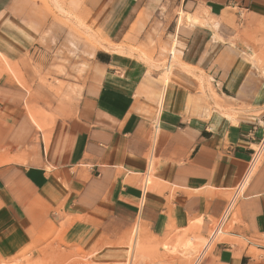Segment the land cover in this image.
Masks as SVG:
<instances>
[{"label":"crops","instance_id":"obj_1","mask_svg":"<svg viewBox=\"0 0 264 264\" xmlns=\"http://www.w3.org/2000/svg\"><path fill=\"white\" fill-rule=\"evenodd\" d=\"M60 5L115 46L154 43V60L174 47L176 67L162 79L105 46L82 79L42 83L48 68L18 69L26 89L0 78L2 251L51 227L88 251L121 244L137 225L151 245L194 224L209 237L228 211L222 234L234 243H217L207 264H264V0ZM179 9L193 20L179 21ZM49 20L37 0H0V54L37 62Z\"/></svg>","mask_w":264,"mask_h":264},{"label":"rangeland","instance_id":"obj_2","mask_svg":"<svg viewBox=\"0 0 264 264\" xmlns=\"http://www.w3.org/2000/svg\"><path fill=\"white\" fill-rule=\"evenodd\" d=\"M37 1L47 6L48 12H50V20L46 23L38 45L42 51L41 58L36 62L34 56L28 54L15 61L6 54H0V78L5 75L16 78L26 89L28 87L23 81V77L27 79L28 75L24 74L23 76V73H19L18 69L20 72H28L29 68H48L47 73L38 76L42 83L46 80L55 83L56 78H62L65 81L82 79L90 67L94 53L101 49L105 40L98 31L95 33L87 25L86 18L76 9L65 10L60 5V0ZM71 2L73 7L77 6L74 1ZM52 3H55V6ZM56 6L58 7L56 8ZM58 11H63L64 14ZM181 11L183 9L176 11L177 18ZM204 14L205 12L202 11V15ZM184 16L188 21L193 20L189 14H184ZM128 43L123 42L120 46H115L117 47L116 52H127L131 56L140 58L150 69L158 72L162 79H165L168 71L170 72L176 67L177 61L170 55V52H162L159 59H153L152 56L156 54L154 43ZM2 56L6 61L2 59ZM57 84L59 88L66 86L60 81ZM51 92L55 97L61 94V91L55 88ZM73 93L77 94L76 91ZM195 226L196 224L192 225V228L182 232L181 235H175L167 242L151 245L152 243L141 234L137 225L133 233L121 244H105L89 251L68 245L59 236V231H54V228L51 227L42 230L28 246L21 250L3 252L0 248V264H207L213 259L212 253L217 243H234L222 234L214 245L207 247L209 237L200 235ZM213 228H211L210 234ZM192 242L195 243L197 249V253L192 257L187 259V256L172 254L171 249L188 246ZM138 248L142 251H139ZM134 250L135 252L138 250V252L132 262L130 257Z\"/></svg>","mask_w":264,"mask_h":264},{"label":"bare ground","instance_id":"obj_3","mask_svg":"<svg viewBox=\"0 0 264 264\" xmlns=\"http://www.w3.org/2000/svg\"><path fill=\"white\" fill-rule=\"evenodd\" d=\"M53 2V1H52ZM48 3V2H47ZM52 5H54L55 6V3L53 4L52 3ZM53 7V6H52ZM58 6H56V8H57ZM59 8H60V6H59ZM56 10V9H55ZM60 10V9H59ZM58 12H60V11H58ZM61 14L63 13L64 14V12L62 11V12H60ZM183 18H184V12L183 11H181L180 13H179V21H182L183 20ZM107 39V38H106ZM105 39V42L103 43V45H102V47H105V46H108V47H110L112 50H116V47H115V45H113V44H111L110 43V41H108V40H106ZM94 41V40H93ZM100 44V43H99ZM170 55L173 57V58H176V55H175V48L173 47L172 48V50L170 51ZM2 59L3 60H5V58H3L2 57ZM6 61V60H5ZM170 69V67L168 68V70ZM6 70V69H5ZM4 70V71H5ZM168 73H169V71H168ZM167 79V82H169V78L167 77L166 78ZM33 116V115H32ZM32 120L36 123V125H37V127L38 128H40V129H43V124H40L38 121H36V119L34 118V116L32 117ZM44 130V129H43ZM146 183V182H145ZM148 183V182H147ZM147 185V184H146ZM206 190V189H205ZM184 242V241H183ZM138 250L139 251H142V250H140L139 248H138ZM138 250H136V252H135V250L134 251H132V253H131V257H130V259H131V261L133 262L134 261V259L136 258V253L138 252ZM197 249H196V246H195V243L194 242H192V243H190L188 246L187 245H185L184 247H181V248H177V249H175V248H173V249H171V252H172V254L173 255H175V254H181L182 256H187V259L188 258H190V257H192L193 255H195L197 252ZM166 256V255H165ZM134 257V258H133ZM130 261V262H131ZM129 263V262H128ZM134 264V263H133Z\"/></svg>","mask_w":264,"mask_h":264},{"label":"built area","instance_id":"obj_4","mask_svg":"<svg viewBox=\"0 0 264 264\" xmlns=\"http://www.w3.org/2000/svg\"><path fill=\"white\" fill-rule=\"evenodd\" d=\"M261 150H262V148H260L258 153L255 155V157L253 159V162H252V164H251V166L249 168V172H248L247 176L243 179L242 183L240 184V186L237 188V190L235 192L234 199L237 198L244 191L245 185L247 183L248 175H249L250 171H252L254 165L256 164V162L258 160V157H259V155L261 153ZM227 212L222 217V219H220V220H218V222H216V225L214 226L213 231L211 232V234L209 236V239H208V242H207V247H210V246L214 245L215 242L217 241L218 237L220 235H222V233L224 232V226L226 224V219H227Z\"/></svg>","mask_w":264,"mask_h":264}]
</instances>
